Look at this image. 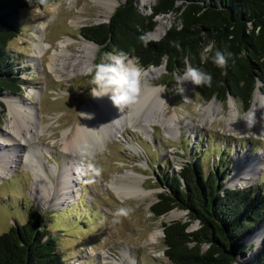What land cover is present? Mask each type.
<instances>
[{"label": "rangeland", "instance_id": "374dc122", "mask_svg": "<svg viewBox=\"0 0 264 264\" xmlns=\"http://www.w3.org/2000/svg\"><path fill=\"white\" fill-rule=\"evenodd\" d=\"M156 2L144 3L139 0L138 6L142 13L148 14ZM107 10L106 6L93 0H61L44 7L21 10L22 29L9 43L8 51L17 73L25 82L21 92L14 94L8 91L6 94L21 97L23 103L33 106L38 122L33 141L34 153L49 178H43L46 183L45 194H37L34 175L19 162V156L16 157L17 164L12 173L0 181V234L13 225L24 224L29 213L37 209L42 215V222L57 238L58 252L67 264H100L104 251L109 253L108 259L116 258L119 264H172L164 253L163 223L186 220L187 216L186 211L178 208L172 211L182 212V216L170 220L166 217L172 211L161 217L151 212L158 194L167 188L160 183L159 176L166 172H177L186 162L199 157L206 173L216 167L230 169L226 185L264 192V135L259 134V129L264 127V112L260 111V101L254 103L255 93L250 109L244 110L242 103L233 97L225 102L216 98L205 101L191 81H184L183 92H180L177 76H182L184 71L170 75L164 67L161 76L151 80V83L165 88V107L147 106L139 97L137 115H134L139 120H156L153 128L141 131L131 127L135 120L129 117L130 106L114 114L97 108L94 113L97 122H102L110 130L116 126L118 136H108L103 147L96 145L95 137L91 138L90 147L93 151L89 155L85 152L76 155L65 150V142L83 124L82 110L85 106L91 107L94 99L91 88L95 85L90 81L94 74H89L87 70L70 72L68 76L59 78L57 72L49 68V55L53 48L59 50L58 41L67 37L72 40L70 53L81 51L86 39L80 31L82 26L108 20L111 15L107 16ZM40 14L44 16L43 19L38 16ZM161 17L172 20L168 30L175 16H159L156 19L158 24ZM41 22L46 23L45 40L53 48L42 58L31 61L34 40L31 32ZM152 32L149 36L154 40L164 35L155 38ZM95 46L97 49L91 66L98 56L99 46ZM257 91L264 97V90L258 88ZM144 92L142 88L140 96ZM3 101L6 111L0 118V132L9 130L14 119L9 114L8 102L5 99ZM212 102L216 105L208 109ZM252 108L260 113L255 116L254 127L248 128L244 118ZM120 124L124 127L120 128L123 126ZM6 143L7 140L0 135L1 159L4 158L1 152L6 151ZM20 149L14 150L16 155L21 153L18 151ZM255 156L260 157L258 164L254 160ZM241 160L248 164V171L244 168L245 164L239 163ZM89 164L102 169L101 174L96 176L90 172ZM65 167L69 169V177L75 186L65 189L67 194H62L59 188L64 183L62 176L65 177ZM238 174L241 180L235 179H239ZM44 181L41 180L42 183ZM113 183L121 188L139 184L149 193L144 198L120 197L112 188ZM122 207L134 211L127 217H120L119 222H114V213ZM198 227V222H194L190 229ZM156 229L162 231L158 240L142 236L144 232ZM245 239V244L252 246ZM263 241L258 246L253 245V252L242 258L251 262ZM122 250H128L135 263H131Z\"/></svg>", "mask_w": 264, "mask_h": 264}, {"label": "trees", "instance_id": "16d2710c", "mask_svg": "<svg viewBox=\"0 0 264 264\" xmlns=\"http://www.w3.org/2000/svg\"><path fill=\"white\" fill-rule=\"evenodd\" d=\"M59 1L0 0V118L6 111L1 97L21 92L25 82L8 51L22 29L21 10ZM138 1L124 0L109 21L82 26L81 34L99 46L94 65L106 53L123 51L143 68L166 63L167 72L175 75L184 71L187 58L213 77L211 87L195 85L205 101L225 102L232 95L244 110L250 109L255 90H264V0H157L148 14L140 11ZM169 14L175 16L172 26L161 39H151L157 17ZM211 41L215 48L202 62L200 54ZM225 48L233 57L221 69L211 56ZM228 170L216 167L206 173L198 157L177 172L159 176L167 188L158 194L151 212L161 217L178 208L187 216L163 223L164 253L172 264H264V241L251 262L242 258L254 250L244 239L264 223V192L226 187ZM194 222L199 227L190 229ZM57 243L34 209L24 224L0 234V264H67Z\"/></svg>", "mask_w": 264, "mask_h": 264}, {"label": "bare ground", "instance_id": "6f19581e", "mask_svg": "<svg viewBox=\"0 0 264 264\" xmlns=\"http://www.w3.org/2000/svg\"><path fill=\"white\" fill-rule=\"evenodd\" d=\"M93 1L106 6L108 8L106 14L107 16H110L113 13V11L116 9V7L120 5V2H123L124 0H93ZM151 1L153 0H143L144 3L146 2L149 3ZM38 16L42 19L44 18L42 14ZM159 20H161L160 23L152 32V35L155 38L162 36L172 21L171 19L168 18L165 19V17H161L159 18ZM45 29H46L45 22L36 24L35 27L32 29L31 35L33 36L34 40L32 42L33 54L31 55L32 57L31 61H34L35 58H42L51 48H53L51 44L45 40L46 37ZM71 43L72 40L69 37L63 40H59L58 45L60 49L58 50L57 48H53L52 54L49 55V68L51 70L56 71L57 77L59 78L68 76L70 72H75V73L86 72L88 68L91 66L94 55L96 53L97 47L86 39H84V45L81 51H78V53H70L71 50L69 49V45ZM163 70L164 67H148L144 69L145 75L143 76L142 79V83L144 82L142 88L144 89L145 92L143 93L142 96H140L142 97L140 100L143 99L144 104L145 105L147 104V106L152 105L162 109L166 105L167 94L165 92V88L161 86L153 85L151 83V80L157 79L159 76H161ZM35 92H38V90H36ZM29 96H30V92H29ZM1 99L2 100L5 99V101L8 102L9 114L14 119L11 122V128L9 130H4L0 132V135L4 136V138L7 140V143L4 144L5 146L4 149L6 151L1 152L4 155L2 156L4 158L2 159L0 158V181L4 177H8L12 173L15 164H17L16 157L19 156L18 157L20 158L19 162L23 163V165H25L30 170L32 175H34L35 191L37 192V194L42 196L46 192L45 191L46 183L43 178L44 176L46 178H49V174L41 165V163L36 158V155L34 153L33 141L36 138L35 133L38 130L37 129L38 122L36 119V113L34 111V108L31 104L23 103L21 97H14V96H9V94H6L3 97H1ZM257 101L261 102L260 111L264 112V97H262L259 94V91L256 90L254 103H256ZM91 103H92L91 107L85 106V108L82 110V113H87L91 115L92 118L89 119L83 116V124L78 126L72 138L69 141H66L64 145L65 150L73 152L76 155H80V152H85L86 155L92 153L93 150L90 147L91 138L95 137L94 139L96 145L103 147L106 145L108 141V136L112 137L114 136V134L115 137L118 136L115 130L116 126L115 127L111 126L113 127L112 130H110V128L108 129L106 125L102 124V122L100 121L97 122V117L94 116V113L97 110V108L98 109L101 108L114 114L116 112L118 113L119 108H117L112 103L109 96H104L101 98L94 97ZM136 104L130 106L131 111H129L128 113L129 117L135 120L132 121L133 123L130 122L132 123L131 127H133L135 130H141V131H145L146 129H148V127L153 128L154 121L156 120L153 121L146 119L139 120L137 116H134L137 115L136 113L138 111L136 108L137 107ZM215 105H216L215 102H212V104L208 106V109H211ZM141 109L142 108H140V110ZM260 111H257L256 109L252 108L250 112L254 113V117H255L257 113L258 114L260 113ZM116 124H118V122ZM122 127H124V125L121 126L120 128ZM259 134L264 135V127H261L259 129ZM17 148H21L20 150H18L21 151V153L16 155L14 150H16ZM1 150L2 149H0V151ZM259 158H260L259 156L254 157L256 164L259 163L260 160ZM239 163L245 164L244 168H246V170L248 171V164L244 163V161L242 162V160ZM65 172H66L65 177L62 176V178L64 179V183H62V185L59 188L62 194H67V191H65V189H69L70 187L72 188L75 186V184L71 181V178L69 177L70 172L67 167H65ZM235 179L241 180L242 178L239 175V179L236 177ZM41 180H43L44 182L42 183ZM230 184H233V182ZM115 186L118 185H116V183H113L112 188L115 189V192L120 197L144 198L149 193L143 188L142 185L139 186V184L126 185L122 187L123 189L120 186L118 187ZM63 190L65 191V193ZM181 216H182V212L172 211L166 218L170 220V219L179 218ZM161 235H162V231L159 229H156L154 231L148 230L142 234V236H148L149 239L153 241L158 240V238ZM263 239H264V223H262V225L260 226V228H258L255 234L246 238L245 240L249 245L258 246L259 243L263 241ZM103 253L104 255L100 259V264L120 263L119 260L116 258L108 259L109 253L107 251H104ZM122 253L125 257L129 258L131 263H135V259L130 255V252L128 250H122Z\"/></svg>", "mask_w": 264, "mask_h": 264}, {"label": "clouds", "instance_id": "9594fccd", "mask_svg": "<svg viewBox=\"0 0 264 264\" xmlns=\"http://www.w3.org/2000/svg\"><path fill=\"white\" fill-rule=\"evenodd\" d=\"M44 3V0H40ZM142 40H147L141 37ZM215 42L211 41L203 49L200 54L201 61L205 62L209 59V53L213 52ZM233 57V53L229 52L227 48L224 50L216 49L211 56L212 63L221 69H226L228 61ZM185 69L182 76H177V84L179 91L183 92V82L191 81L196 86L211 87L213 77L210 73L191 66L185 58ZM89 74H93L90 83L95 85L91 88V95L93 97L101 98L109 96L112 103L122 110L123 107H128L138 103L141 89L142 79L145 75L143 67L139 64L136 58H129L128 54L120 51L119 53H106L101 63L95 64L88 69ZM187 101V99L185 100ZM81 116L91 119V115L81 113ZM248 128L255 125L254 113H248L244 118ZM88 169L90 172L99 176L102 169L95 165L89 164ZM134 211L131 208H119L114 213L116 217L114 222H119L120 217H127Z\"/></svg>", "mask_w": 264, "mask_h": 264}, {"label": "water", "instance_id": "95a60500", "mask_svg": "<svg viewBox=\"0 0 264 264\" xmlns=\"http://www.w3.org/2000/svg\"><path fill=\"white\" fill-rule=\"evenodd\" d=\"M150 9H151V11H152V6L150 7ZM113 13H114V12H113ZM113 13H112V14H113ZM112 14H111V16H112ZM111 16H110V17H111ZM110 17H109V19H110ZM109 19H108V20H106V22H107V21H109ZM103 22H105V21H103ZM85 38H86V37H85ZM86 39H87V40H89L90 42H92V43H94L95 45H97V46H98V44H96V43H95V42H93L92 40H90V39H88V38H86ZM150 67H156V66H154V65H151ZM157 67H166V63H164V64H162V65H160V66H157ZM257 89H258V88H257ZM257 89H256V90H257ZM256 90H255V92H256ZM255 92H254V93H255ZM230 97H233V98H235V97H234V96H232V95H230V96H229V98H230ZM229 98H228V99H229ZM213 99H214V98H213ZM225 186H226V187H229L228 185H225ZM238 187H242V186H238ZM233 188H236V187H233ZM156 201H157V200H156ZM156 201H155V202H156ZM155 202H154V203H155Z\"/></svg>", "mask_w": 264, "mask_h": 264}]
</instances>
